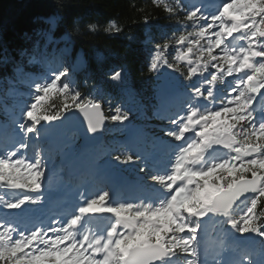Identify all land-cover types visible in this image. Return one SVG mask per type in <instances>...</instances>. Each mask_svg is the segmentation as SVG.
<instances>
[{"label":"snow or ice","instance_id":"snow-or-ice-1","mask_svg":"<svg viewBox=\"0 0 264 264\" xmlns=\"http://www.w3.org/2000/svg\"><path fill=\"white\" fill-rule=\"evenodd\" d=\"M153 2L185 29L173 59L156 43L148 66L163 126L134 128L131 108L109 102L106 115L76 87L88 62L57 36L61 17L0 32V74L20 97L0 124V264H264L245 235L264 245V0ZM106 79L129 91L122 68ZM77 113L87 142L107 122L125 139L78 151L66 133ZM84 159L75 176L64 166ZM214 218L226 235L212 249Z\"/></svg>","mask_w":264,"mask_h":264},{"label":"trees","instance_id":"trees-1","mask_svg":"<svg viewBox=\"0 0 264 264\" xmlns=\"http://www.w3.org/2000/svg\"><path fill=\"white\" fill-rule=\"evenodd\" d=\"M51 16L61 17L57 36L65 32L71 34L73 56L83 52L88 62L87 69L74 74L75 85L83 94L102 97L106 115L110 102L112 107L131 108L135 125L163 126L166 123L153 117L151 105L157 74L149 72L148 66L156 43L170 42L165 55L172 60L180 47L175 38L185 29L170 19L162 7H157L153 0H0V32L44 26L42 20L35 24L33 21L37 17L47 19ZM145 16L148 17L147 22ZM110 20H115L122 29L119 34L104 32ZM90 24L97 25V30L90 31ZM187 30L191 31V28ZM116 68L123 69L129 91H122L125 85L107 81L106 73ZM0 89H9L3 74H0ZM6 95L0 90V101H6L10 106ZM51 103H59V100L53 98ZM141 109L149 112V120H141ZM1 112L2 107L0 117L3 115ZM116 128L115 122L108 124L104 149L121 141L122 133ZM77 145L81 148L79 139Z\"/></svg>","mask_w":264,"mask_h":264},{"label":"water","instance_id":"water-1","mask_svg":"<svg viewBox=\"0 0 264 264\" xmlns=\"http://www.w3.org/2000/svg\"><path fill=\"white\" fill-rule=\"evenodd\" d=\"M83 121V117L77 113V117L74 118V122L68 126V129L71 131V132H79L82 136V145L85 146V147H94V146H97L99 145L101 142H103L104 140V131L100 132L97 134V139L93 142H87L85 140V131H84V128L86 127V125H83L81 122ZM106 126H107V123H106ZM105 126V127H106Z\"/></svg>","mask_w":264,"mask_h":264},{"label":"rangeland","instance_id":"rangeland-1","mask_svg":"<svg viewBox=\"0 0 264 264\" xmlns=\"http://www.w3.org/2000/svg\"><path fill=\"white\" fill-rule=\"evenodd\" d=\"M193 59H195V56L193 55V57H192ZM78 71H80V70H77L76 72H78ZM165 71H167V72H169V73H171L172 72V70L171 69H166V68H161V70H160V72L161 73H163V72H165ZM17 110V108L15 107V108H10V109H7V112H6V117L8 116L9 117V114L13 111V110ZM18 113V112H17ZM76 136L77 135H75L74 134V136L73 137H71V142H73V143H76ZM75 138V139H74ZM93 150H98V149H93ZM220 225H221V227H222V232H225V225H223L222 223H220ZM226 233V232H225ZM254 247H255V249L257 250V251H259L261 248H262V244H261V242H259V243H254V245H253Z\"/></svg>","mask_w":264,"mask_h":264}]
</instances>
